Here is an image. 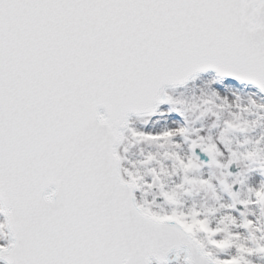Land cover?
<instances>
[{
    "label": "snow or ice",
    "instance_id": "6c2138e0",
    "mask_svg": "<svg viewBox=\"0 0 264 264\" xmlns=\"http://www.w3.org/2000/svg\"><path fill=\"white\" fill-rule=\"evenodd\" d=\"M0 264H264V0H0Z\"/></svg>",
    "mask_w": 264,
    "mask_h": 264
}]
</instances>
